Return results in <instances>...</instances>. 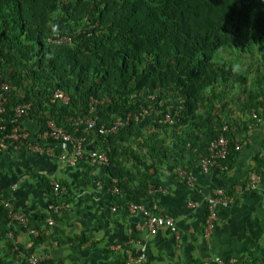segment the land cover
<instances>
[{
    "label": "trees",
    "instance_id": "trees-1",
    "mask_svg": "<svg viewBox=\"0 0 264 264\" xmlns=\"http://www.w3.org/2000/svg\"><path fill=\"white\" fill-rule=\"evenodd\" d=\"M4 84L10 90L0 112V154L29 151L26 145L18 150L20 142L7 138L17 126L28 132L26 144L61 149L59 142L42 138L48 123L70 129L78 117L88 116L95 101L97 129L124 122L106 136L97 129L79 130L87 138L86 154L109 157L101 169L85 162L88 171L100 169V175L86 179L95 186L103 183L108 192L104 206L116 207V216L126 218L131 204H144L164 209L174 219L166 208L154 207V199L166 193L158 181L161 171L190 184L202 156L224 134L229 152L223 165L228 170L218 172L226 177L249 144L236 150L248 136L253 112L264 119V0H0V92ZM57 91L69 103L52 97ZM23 104L32 109L16 123ZM144 110L151 115L141 117ZM31 122L35 130L28 126ZM263 147L248 176L257 170L264 184ZM44 187L49 204L58 205L64 193L55 195L48 180ZM6 199L0 198V243L11 252L7 235L14 228L9 227V209L1 203ZM52 214L46 208L35 227L41 229L50 217L57 222L60 216ZM208 217L207 205L203 236ZM133 232L138 243L100 248L109 258L104 264H125L128 251L140 254L141 231ZM57 236L55 229L50 238L20 246L31 253ZM68 239L70 248H78V242ZM81 242L89 241L85 236ZM262 249L264 241L242 257L208 264H264ZM9 251L0 254V264H14ZM204 263L193 258L180 264Z\"/></svg>",
    "mask_w": 264,
    "mask_h": 264
},
{
    "label": "crops",
    "instance_id": "crops-1",
    "mask_svg": "<svg viewBox=\"0 0 264 264\" xmlns=\"http://www.w3.org/2000/svg\"><path fill=\"white\" fill-rule=\"evenodd\" d=\"M28 126L30 129H34L35 124L31 122ZM262 132L261 130L253 132L249 144L244 147L234 169L226 177H222L219 172L205 175L195 168L192 171L193 181L191 184H185L170 171H161L158 181L166 193L154 199V207L167 209L174 217L182 237L180 244L177 245L166 230H162L152 237H147L145 230L138 232L137 237L142 240V245L146 248L147 264H180L193 258L204 262L223 260L230 256L235 259L242 257L246 250L263 243L264 194L243 191L244 182L249 172L255 169L256 159L260 158V150L264 144V133ZM52 150L51 153L43 155L31 151L0 154V198L7 197L6 201L12 204L13 209L24 213L15 205V194L19 189L33 187L36 183L35 179L40 177L39 185L45 195L42 198L43 213L41 215H45L50 199L46 194L44 183L48 180L51 185L53 180H57L65 188V194L61 197V201L70 204V208L59 215L60 218L56 222L55 229L59 232L56 239L59 240L60 247L55 248L54 240L51 242L49 239L45 244L48 249L45 250L44 246H40L36 249L37 252L45 251L44 253L53 261L63 260L66 254L62 248V239L66 240L67 249H72V247L70 248L71 243L68 241V237H70L71 240L78 242L79 246L81 244L79 250L78 248L72 249L74 255L79 257L78 263L104 264L109 258L105 256L102 260V257L97 256L93 249L94 243L102 241L110 235L109 248L113 250L118 244L129 241V238L134 234L133 230L137 231L136 228L138 226L141 228L143 225V219L139 215L132 214L126 218L116 216L115 213L111 215L112 208L108 209L104 206L108 201L106 188L99 189L94 183H89L87 180L91 176L100 175V169L88 171L86 163L75 168L65 167L57 159L64 151L59 147ZM59 152L60 154H58ZM2 162L7 163V168H3ZM21 168L24 171H21ZM9 174L14 177L11 178ZM15 185L17 188L12 190L11 188ZM219 187L232 190L239 197L235 205L219 211L218 225L209 240L206 241L203 236L204 221L207 216L206 199ZM103 213L107 214L111 221L108 226L101 224L94 227L95 230L91 229L94 235L84 234L81 236L82 232L88 230L87 226L91 225L89 223L92 222V219L96 217L99 221L100 214ZM39 215L40 213H37L34 218L28 219L30 226L35 227L37 219L41 220ZM112 228L116 231L111 232ZM13 231L15 239L20 245L30 247L31 239L25 229L15 226ZM105 231L108 232L105 233ZM85 236L89 242L84 244L81 240ZM117 249L116 247L115 250ZM5 250L6 247L0 243L1 256L5 254ZM91 255H93L92 263L88 259Z\"/></svg>",
    "mask_w": 264,
    "mask_h": 264
},
{
    "label": "built area",
    "instance_id": "built-area-1",
    "mask_svg": "<svg viewBox=\"0 0 264 264\" xmlns=\"http://www.w3.org/2000/svg\"><path fill=\"white\" fill-rule=\"evenodd\" d=\"M0 92V112H4L3 105L7 102V96L5 93H8L10 88L8 85L4 84L1 87ZM52 97L60 99L64 104L69 103V97L63 92V91H57L55 92ZM53 102V101H52ZM96 105L95 101H92L91 103V109L88 113V116L86 117H78L73 125L72 128H64L59 127L55 124V122L50 121L48 123L47 131L43 133L42 138L45 140H52L60 143L61 149L64 151L60 156L57 157V159L65 165V167L68 168H75L78 165L88 162L90 163V167H97V168H103L108 166L109 164V157L104 152H85L86 144H87V138L84 135L80 134V128L84 127L85 133L94 132L95 129H97V122L96 119L93 117L95 112ZM32 107L30 104H23V106H19L16 111V118L14 119V122H18L19 118H24L29 115V112L31 111ZM148 115H151L147 111H142L141 117H146ZM136 119H139V117H136ZM253 123L249 125L248 127V136L244 139L243 144H238L236 146V150L241 151L243 146L250 141V137L252 136L253 132L256 129H260L264 132V124H261V122H264V119L262 120L256 112H253L252 115ZM130 118L128 117L126 120V124H129ZM124 125V122L120 121L117 122L112 128H100L97 129V132L102 135L106 136L110 134L111 132H116V130ZM72 130V131H71ZM230 129L228 126H225L223 128L224 132H228ZM29 134L26 131V129H23L20 126L15 127L12 134H9L7 138L14 139L17 142H20V146H16L18 150L22 149L23 146H27L26 148L34 153L37 154H45V153H51L52 148H48L45 150L40 145H33L26 141L28 140ZM0 142L4 144V139H1ZM23 142V143H22ZM4 147V145H3ZM7 148V147H5ZM264 149V147H263ZM229 152V141L228 138L223 134L220 139L216 142H214L209 148H208V154L207 156H202V160L200 163V171L202 174L208 175L212 172H218V171H227V167L223 165V162L227 158V154ZM264 153V152H263ZM264 155V154H262ZM193 181L191 178L189 180L190 184ZM102 182L97 183V188L102 189ZM17 186H13L11 189L15 190ZM51 188L54 191L55 195H58L60 191L65 194V188L61 185L60 182L57 180H53L51 182ZM151 189L155 188L152 186ZM117 190V189H115ZM162 190V189H160ZM156 191V190H155ZM243 191H250L255 193H263L264 194V184L262 183V177L261 172L254 170L250 173L248 176V182L246 186H244ZM238 194L237 193H231L229 190L219 187L215 189L211 196H209L206 201L208 205V211H209V217L206 222V229H205V240L208 241L210 236L213 234L215 222L219 218V211L223 208H229L232 205H235L238 200ZM5 208L9 209V218H10V224L9 227L19 226L26 230L27 235H29L31 240L41 238L43 236H46L47 238H50L55 230L56 227V220L54 217H50L45 224L41 227V229H37L36 227H32L29 224V220L27 218V215L25 213L17 212L15 209H13L12 204L8 201L4 203ZM70 208V204L65 202H60L58 205L55 203L49 204L48 209L50 211H53L52 215H61L64 211ZM116 207L112 208V214L116 212ZM129 212L132 215H139L143 219V225L138 226L136 228L137 231H143L145 230L147 234L151 236L157 235L160 231L166 230L169 231L170 234H172L175 238L176 243L180 244L181 242V233L178 230V227L174 221V219L169 216L164 209H157L155 211L154 209H149L144 204H131L129 206ZM156 212V213H155ZM8 239L12 242V248H11V255L12 260L14 261V264H44L48 260L50 261L51 258L46 254H40L37 251H33L31 253H27L21 246L20 243H18L14 237V231L10 229L8 233ZM130 243L137 242L132 237L129 238ZM138 243V242H137ZM140 244V242H139ZM53 246L55 248H58L59 243L58 241H54ZM120 249V247H117ZM140 254L138 256H135L132 254L131 251H128V260L125 264H146V248L145 246L141 245V249L139 250ZM204 264H208V262H205ZM222 264V263H220Z\"/></svg>",
    "mask_w": 264,
    "mask_h": 264
},
{
    "label": "rangeland",
    "instance_id": "rangeland-1",
    "mask_svg": "<svg viewBox=\"0 0 264 264\" xmlns=\"http://www.w3.org/2000/svg\"><path fill=\"white\" fill-rule=\"evenodd\" d=\"M246 64H247L246 62H243V63L239 62V66L241 68H245ZM1 165L3 166V168H7V163L6 162H2ZM57 165L59 166L58 162H57ZM12 171H15V170L12 169ZM21 171H24V170L21 168ZM9 176L11 178L14 177L12 174H9ZM35 180H36V183H35V185H33V187L26 188V189H19L16 192V194H15V205H17V207L20 209V211L24 212L27 215L28 219L34 218L37 213H40V214L43 213V208H42L43 200H42V198L45 195H44V191H43L42 187L39 185L40 177H37ZM186 188L190 189L189 187H186ZM38 191H40V193H38ZM111 215H113V214H111ZM110 222L111 221L108 218L107 214H105V213L100 214L99 221H97V218L94 217L92 219V222L89 223L91 225L87 226L88 230H86L84 233L82 232L81 236L84 235V234H86V235H94L93 231H91V229L95 230L94 227H97V226H99L101 224H106L108 226V224ZM111 230H110L111 232L116 231V229H113V228ZM71 231H73V230H71ZM107 232L108 231H105V233H107ZM77 233H79V232H77ZM73 235H75V234H73ZM77 236H79V235H77ZM109 236L110 235H108V238H104V240L97 242L96 243L97 245H94V248H93L94 249V253L97 256L99 255L100 257H102V260H104L103 258H105V256L99 251L101 250L100 248L102 246L106 247V248H108L110 246L109 242L111 241V239L109 238ZM66 237H68V236H66ZM90 237H92V236H90ZM45 246L43 247V249L47 250L48 248H46ZM66 246H67L66 245V240L62 239V248L65 251L66 255H65L63 260L58 259L56 264H62V263L63 264H80V263H78L79 262V257L77 255H74V252L72 251V249H67ZM68 248H69V246H68ZM79 249L80 248H79V244H78V250ZM88 259L91 260L90 263H92L93 262V255L89 256ZM163 261H166V260H163Z\"/></svg>",
    "mask_w": 264,
    "mask_h": 264
},
{
    "label": "clouds",
    "instance_id": "clouds-1",
    "mask_svg": "<svg viewBox=\"0 0 264 264\" xmlns=\"http://www.w3.org/2000/svg\"><path fill=\"white\" fill-rule=\"evenodd\" d=\"M238 65L236 66V68L238 69ZM52 102V101H51ZM247 192H250V191H247ZM7 200V199H6ZM6 200H4V202L2 201L1 203L4 205V203L6 202ZM4 207H5V205H4ZM11 241V240H10ZM54 241H57V239H55ZM47 242H45V243H43V245L42 246H45V244H46ZM59 243V242H58ZM13 245V244H12ZM3 246H5L6 247V250H5V252L7 251V250H9V248H8V246H6V245H3ZM60 247V244H59V246H58V248ZM10 252V251H9ZM11 253V252H10ZM4 255V254H3ZM2 255V256H3ZM52 260V259H51ZM50 260V261H51Z\"/></svg>",
    "mask_w": 264,
    "mask_h": 264
}]
</instances>
